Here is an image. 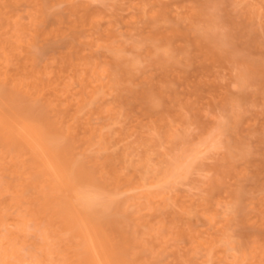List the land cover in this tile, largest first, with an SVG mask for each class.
<instances>
[{
	"label": "rangeland",
	"instance_id": "obj_1",
	"mask_svg": "<svg viewBox=\"0 0 264 264\" xmlns=\"http://www.w3.org/2000/svg\"><path fill=\"white\" fill-rule=\"evenodd\" d=\"M40 1L45 32L61 30L38 36L41 62L81 64L65 63L56 113L73 152L116 174L107 192L123 204L108 212L138 235L135 263L264 264V0ZM17 7L28 24L30 2ZM30 222L20 264L55 242Z\"/></svg>",
	"mask_w": 264,
	"mask_h": 264
},
{
	"label": "bare ground",
	"instance_id": "obj_2",
	"mask_svg": "<svg viewBox=\"0 0 264 264\" xmlns=\"http://www.w3.org/2000/svg\"><path fill=\"white\" fill-rule=\"evenodd\" d=\"M27 1L33 7L28 24L19 22L17 17L12 19L16 14L14 12L18 8L17 5L23 2L26 4ZM49 7L45 8V4L40 0H0V264L21 263L23 254L22 257L19 255L21 250L19 251L17 247L19 243L16 238L19 232L25 230L28 221H31L33 225V222H36L39 226L43 222L42 235L48 239L53 237L55 240L52 246L47 245V241L43 243L39 251L40 255H37L39 258L36 257L38 258L36 264L48 262L51 264H136L135 259H139L136 257L138 255H135L139 247L136 245V241H139L138 235L136 236L138 239L135 240L136 237L134 238L127 226L123 224L125 221L122 219L125 218L120 220L121 215L117 218L112 212H108L109 207L114 204L116 206L114 212L119 210L117 213L119 215L120 208L117 209V207L123 204L117 202V206V203H113L111 191L107 192L110 182L106 176L114 175V173H107L109 169L107 168L104 171L108 175L104 176L102 169L109 167L108 164L106 167L99 166L102 169L100 168L101 171L97 174L96 170L91 169L79 155L73 152L74 137L71 135L69 126L64 127L60 115L56 113V109L57 112L59 110L55 109L59 103L57 97L62 94L59 92L69 90L67 83H63L64 88L61 90L58 87L62 82L61 77L64 78L61 72L65 63L70 67L71 65L81 66V64H73V58L68 57L65 51L61 53H66L67 56L60 54L61 60L57 58L64 65L60 64L59 71H54L55 73L51 69L55 70V66L49 68L48 64L41 62L43 60L41 53L45 50L42 46L45 43L41 38L42 40L39 41L43 44L38 45V36L41 34L45 36L46 32L52 28L51 31L54 34L49 33V38L52 37L51 40L55 39L54 42H58L56 38L61 31L57 28V34V30L53 31L54 27L49 26L50 29H46L45 32L44 14H48L45 12ZM53 15L55 17V14ZM60 17L57 16V18ZM45 38L44 41L48 40ZM50 44L54 43L50 42ZM47 47L49 50L53 45ZM78 70L82 71L80 68ZM55 81L58 83H54ZM45 90L49 92L51 90L55 97H52V93L46 94ZM44 94L50 95L49 98L46 96L45 99ZM53 110L55 114L49 112ZM95 156H97L96 153L93 157ZM101 161L105 164V160ZM101 161L96 163L99 164ZM187 165L188 163L185 168ZM115 176L110 178L111 181ZM116 178L115 186L118 188L125 177L117 176ZM126 181L128 180L124 183ZM115 198L114 200L118 199V195ZM121 209L128 214L129 208L124 210L121 206ZM11 221L17 223L13 225V228ZM134 234L136 235L137 232ZM27 240L29 242L27 246H29L31 241ZM134 241L137 246L135 251L131 247ZM34 243L37 244V242ZM34 243H32L34 246H31L33 249H35ZM26 248L31 251L30 246ZM37 253L34 252V254Z\"/></svg>",
	"mask_w": 264,
	"mask_h": 264
}]
</instances>
